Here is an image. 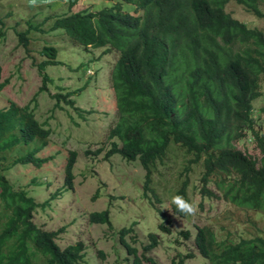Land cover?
Segmentation results:
<instances>
[{
  "label": "trees",
  "instance_id": "obj_1",
  "mask_svg": "<svg viewBox=\"0 0 264 264\" xmlns=\"http://www.w3.org/2000/svg\"><path fill=\"white\" fill-rule=\"evenodd\" d=\"M7 1L0 0L1 7L4 3L12 7ZM64 1L68 9L49 17L50 31L63 34L70 45L83 52L101 50L97 59L113 57L108 87L115 114L104 158L118 155L127 162H139L144 171L143 198L160 217L158 231L170 235L172 221L160 209L162 200L152 186L153 176L167 158H175L171 154L175 150L182 152V171L177 170L180 176L201 163L198 194L202 198L264 215V106L258 110L254 106L257 99L264 100V31L225 12L226 6L234 3L264 20V0H106L78 11L73 10L78 0ZM12 17L10 11L4 15L0 9V26ZM24 25V30L14 27L13 31L25 50L30 32H44L42 23L28 20ZM0 37L5 34L0 32ZM57 53L54 46L39 52L44 59L36 67L41 86L28 104L19 106L10 101L0 109V264L84 262L87 246L82 241L62 248L57 239L65 229L45 230L35 221L38 209L44 212L58 196L74 190L77 153H68L63 185L42 203L36 202L26 188L16 189L7 177L13 168L31 166L39 170L54 159V155L39 156L49 145L51 134L47 122L37 118L36 98L40 94L51 98L54 109L63 110L65 105L82 117L84 111L75 107L74 97L84 86L68 91L47 73L48 67L60 64ZM90 68L83 63L76 70L86 77ZM91 69L96 75L97 71ZM1 75L0 66V81ZM7 83L0 82V90ZM246 139L255 144L257 156L234 147V143ZM102 151L87 149L85 155L97 156ZM31 183L39 185L35 178ZM187 186L188 176L175 196L189 202L185 197ZM173 212L186 216L176 206ZM87 223L112 230L108 209L90 213ZM133 225L116 231L126 252L125 264H157L148 254L160 245V239L149 233L138 250L135 236L128 240ZM195 230L194 236L188 230H180L177 235L185 240L192 236L198 254L209 264H264L261 230L249 238L235 232L220 240L210 226H196ZM175 243H179V237ZM97 257L102 261L106 254L98 251ZM192 257L177 253L172 263L183 264Z\"/></svg>",
  "mask_w": 264,
  "mask_h": 264
},
{
  "label": "rangeland",
  "instance_id": "obj_2",
  "mask_svg": "<svg viewBox=\"0 0 264 264\" xmlns=\"http://www.w3.org/2000/svg\"><path fill=\"white\" fill-rule=\"evenodd\" d=\"M7 2L12 4V7L7 8L4 6L7 3H4L2 7L0 5V9L4 15L10 11L13 17L5 19L4 26H0V32L5 34L4 38L0 37L2 68L0 82L8 80L7 85L0 90V109L7 107L10 101L24 106L32 100L41 86V76L36 67L44 59L39 52L47 46L56 47L57 61L60 62L56 67L47 68L49 76L53 80L56 79L55 82L60 86L68 88V91H76L84 86L83 91L74 97L75 107L84 111L81 113L83 118L79 116L80 113L65 105L63 110L54 109V102L47 94H40L36 98L37 118L40 122H47L51 129L48 138L50 143L40 151L39 156L54 155V159L39 170L31 166L16 167L7 173V177L15 184L16 189L26 188L36 202L42 203L51 192L63 185L64 165L68 153L70 151L77 153V161L73 168L74 190L65 191L61 197L58 196L54 200L51 208H47L44 212L38 209L35 215L37 226L45 230L65 229L57 239L60 247L64 248L82 241L87 249L84 262L81 264H125L126 252L119 244L116 231L134 224L133 234L128 240L135 236L134 246L138 250L142 243H146V236L149 233H154L160 239V245L148 254L157 264H173L172 258L177 253L193 254V257L185 259L183 264H209L200 257L195 248L192 236L195 235L196 226L212 227L219 240L225 238L227 234L236 235V233L249 238L256 235L259 230H264V218L256 212L234 208L223 201L202 198L198 194L201 163L192 165L190 171L180 176L177 170L183 163L182 152L175 150L171 153L176 155L175 158H167L166 164L159 166L158 172L153 176L152 186L154 185L156 194L162 200L160 209L172 221L170 235L159 232L160 217L143 198L144 171L139 162H127L118 155L109 159L104 158L108 131L110 125L114 123L115 114L112 93L108 87L111 67L109 65L112 64L113 57L105 55L97 59L101 50L83 52L70 45L63 34L50 31L52 21L49 17L66 12L67 1L38 2L36 6L25 0ZM100 2L105 3L106 0H78L73 10L78 11L92 4L97 6ZM225 12L247 23L251 28L264 31L263 19L256 18L234 3H229ZM28 20L33 24L42 23L41 28L44 33L30 32L29 44L24 50L18 45L13 28L16 27L18 31L24 30L25 21ZM17 22H21L18 27L15 25ZM83 63H88L97 74L95 75L90 68L85 74L86 77H83L82 71L76 70ZM90 76L93 77L88 79ZM261 84L264 96V83ZM254 106L258 110L264 106V100L257 99ZM86 112L90 113L86 114ZM263 119L264 116L261 117V120ZM75 123H78V126ZM234 147L248 155H258L255 144L247 139L234 143ZM99 148H103L100 155H85L87 149L95 152ZM186 176H188V186L185 189V197L197 211L194 215L180 217L173 212V207L176 205L172 203V199ZM33 178L37 179L39 185L35 186L31 183ZM105 209L109 210L112 230L106 225L87 223L90 213ZM180 230H188L192 234L190 239L185 240L178 236L177 232ZM177 237H179L178 244L175 243ZM98 251L106 254L105 260L100 261L97 257Z\"/></svg>",
  "mask_w": 264,
  "mask_h": 264
},
{
  "label": "clouds",
  "instance_id": "obj_3",
  "mask_svg": "<svg viewBox=\"0 0 264 264\" xmlns=\"http://www.w3.org/2000/svg\"><path fill=\"white\" fill-rule=\"evenodd\" d=\"M30 4L32 6H36L37 4V0H29ZM44 2H48L50 3L51 0H44ZM172 203L176 205L177 209L186 214V215H194L197 211L196 207L189 203L188 201H186L182 196H175L172 199ZM264 218V215H260ZM264 232V230H261Z\"/></svg>",
  "mask_w": 264,
  "mask_h": 264
}]
</instances>
